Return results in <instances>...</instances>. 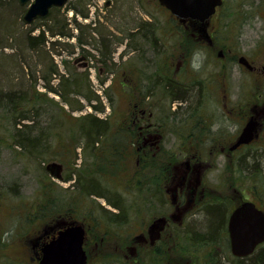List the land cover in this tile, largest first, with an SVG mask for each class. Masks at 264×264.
Listing matches in <instances>:
<instances>
[{"label":"rangeland","instance_id":"1","mask_svg":"<svg viewBox=\"0 0 264 264\" xmlns=\"http://www.w3.org/2000/svg\"><path fill=\"white\" fill-rule=\"evenodd\" d=\"M107 1L109 5H106ZM3 2L4 5L11 3L13 7L8 10L10 20H6L7 14L0 11V264H34L31 259V239L51 232L53 224L63 218L82 222L87 229L89 264H237L229 249L227 217L230 208L244 199L256 200L264 208V191L261 190L264 188V182L261 183V179L264 180V130L260 143L243 148V162L230 161L218 155V149H178L174 140L178 117L172 111L177 101L172 102L160 96L150 100H155L156 113H162L166 120L167 144L162 160L157 159L161 157L159 151L150 159L146 154L136 159L142 154L126 144L116 145L111 151L117 153L116 157L112 155L114 158L112 153L106 155L107 149L100 147V142L93 152L91 147L79 143L82 130L79 133L78 128L82 121L80 118L87 113L107 116L106 134L102 135L100 141L118 134L124 139L123 130L116 129L115 132V126L117 113L120 114L118 110L124 117L128 96H132L129 77L133 68L136 67L137 86L141 90L134 98L143 106V84L149 79L148 74L159 71V68L170 83L179 76V72L175 71L178 61L187 62L191 59L194 66L198 64L201 69L217 74L214 68L222 71L220 61H224L216 55L218 48L226 50L231 47L233 52L239 53L242 45V16L243 53H250L256 41L264 39V0H225L218 18H214L217 27L215 44L218 45L215 52L208 50V43H204L207 45L204 48L202 42L192 36L193 24L177 21L157 0H82L83 6H78L94 15L97 20L94 27L107 30L104 35L111 34L108 38L113 39V42L117 38L121 39L111 55L112 63L115 62L114 68L109 70L104 67V63H97L93 59H97V49L92 41L98 37V33H92V43L85 47L93 54L95 63V67L88 71L87 79L80 73V65L70 63V56L80 51L79 46L72 47L75 40L44 31L45 39L50 43H59L49 44V61L47 56L46 60L45 56L42 59L46 67L55 66L60 75H68L72 81L59 86L62 78L59 82L58 74H51L52 86L63 92L68 86L75 91L78 89L82 94L91 90V95L96 96L92 102L102 107L99 111H95L90 102L85 103V96L69 95L75 105L78 102L82 104L81 110H75L61 99L57 91H44L41 79H34L36 69L42 70L44 64L37 63V55L32 54L22 40L27 30L32 28L30 35H34L47 30L48 26L52 27L54 20L56 24L60 22V28L52 27L57 30L56 33L64 24L67 30L74 32L72 28L75 24H68L70 12L67 4L51 11L44 18L26 24L22 14L29 1L21 4L18 0H0L1 6ZM77 21L81 26L76 25L78 28H87L84 26L86 21L81 22L80 17H77ZM88 22L93 24L95 21ZM91 27L89 25L88 29ZM127 27L134 33L130 34V41L124 46L125 38L121 32ZM145 27L149 30L143 34ZM78 31L80 33V29ZM203 48L211 54L207 56ZM261 52L264 54V48ZM63 60L66 62L63 63ZM98 66H102V69L99 70ZM236 67L231 71L233 76H237ZM40 74H43L42 71ZM99 78L104 82L101 83ZM245 81L248 82L246 78ZM36 92H45V96H39L37 101ZM238 98L240 96H229L231 103H236ZM258 100L259 104L264 103V96ZM210 104L211 109L217 108L214 101ZM24 114L27 118L23 117ZM242 116L244 122V105L236 114H232L228 130L234 131L240 127ZM122 121L123 118L120 124H124ZM27 123H31V127L24 128ZM18 129L21 136L24 133L34 138L30 140L32 144L35 142L33 148L28 150L18 143ZM195 151L202 158H211L210 164L206 161L203 172L205 187H211V190L205 191L204 202L194 204L184 214H178L170 220L162 232V238L167 241L166 250H163L166 255L163 256L160 249L143 248L135 263L128 262L123 258L125 245L134 244L133 237L147 231L155 216L172 213L165 193L167 182L161 173L160 164H165L170 172L172 166L186 153L188 155ZM240 153L236 150L232 155L239 157ZM54 171L64 176L74 174L75 178L72 176V180L64 182ZM78 172L82 174L80 181ZM91 177L101 187L92 185L89 189L91 193L86 194L82 192L87 187L83 184L90 181ZM47 186L48 191H45ZM102 186L108 190H103ZM97 190L103 191V195L108 194L114 201L118 200L121 220L111 219L118 210L102 196H97ZM213 206L222 211V220L214 232L204 233L202 224L206 222L207 212ZM101 236L106 237L103 243L100 241ZM261 247L256 254L264 249V245ZM245 261L243 259L241 264H246Z\"/></svg>","mask_w":264,"mask_h":264},{"label":"flooded vegetation","instance_id":"2","mask_svg":"<svg viewBox=\"0 0 264 264\" xmlns=\"http://www.w3.org/2000/svg\"><path fill=\"white\" fill-rule=\"evenodd\" d=\"M71 1L67 3V9L70 12V16L67 18L68 24L74 25L75 27L68 30V34L66 36L67 39L71 41H76L74 45L79 46V54L74 53L70 56L71 64L77 63L81 66V74L84 79H87L89 74L88 71L91 68L95 67V63L92 60L91 52H88L85 47L88 46L89 43H78V34H82L80 28V33L78 31L77 17H80V21H86L84 26L91 25L94 27L97 20H95L94 15L89 12L85 13V9H82L79 13H75L74 7L71 5ZM109 1L106 2V5H109ZM225 4V0H222L221 6L217 7L215 13L210 17V20L206 23L205 29L202 31L199 28L194 30L192 36L197 39L198 42H202L203 47H207L204 43H208V50H214L218 47L215 44V38L217 37V30L215 28V19L220 14V8ZM222 15V14H221ZM260 16V15H259ZM261 17V16H260ZM89 19V20H88ZM95 21L93 24H89L88 21ZM99 22V21H98ZM196 25V21L193 22ZM77 25V26H76ZM82 25V24H81ZM242 45L240 46L239 53L233 52L231 47L224 50L223 48L217 49V57L220 61V69L222 71H218L217 74L214 72H207L205 69H201L199 65H193L191 59L187 62L178 61L175 67V71L179 72V76L174 78V83L172 85V91H169V81L164 77L163 71L159 68V71L148 74L150 77L146 79L147 82L143 84V101L144 106L141 105L139 101H136L134 98L137 96V92L141 93V90L137 86V75L136 67L133 68L132 74L129 78L130 80V89L132 90V96H128V104L127 107L123 110L125 111L124 117L121 116L120 109L117 113V124L115 126L116 129L123 130L122 133L124 139H121V134L110 136L107 140L102 142V146L107 149V152L116 148L118 144H126L127 147H131L134 150L138 151L142 156H137L143 158V154H146L150 159L151 156L155 155V152L159 151L160 158L162 160L164 146H166V120L162 113H156V105L154 104V99L150 100L152 97L158 98L164 97L167 100L177 101V105L175 109L172 110L177 114V129L176 134H174L175 145H177L178 149H200V148H208L210 150L218 149L219 154L224 158L229 159L230 161H240L243 162V148L249 147L250 145L261 142L262 140V132L264 130V103L259 104L258 98L264 96V54L261 52L262 48H264V39L257 40L254 44L253 50L250 53H243V16H242ZM198 26V25H197ZM83 27V25H82ZM95 34L99 31L94 27L92 29ZM122 36L125 38L124 46H127L128 41H130V34L134 33L133 30L127 29L124 32H121ZM108 36H112L111 34L103 35V41L105 43L111 44V40ZM261 41V42H259ZM77 43V44H76ZM121 43V39L117 38L111 47V50L108 54H106V63L105 68L113 69L115 66V62L112 63V53L114 52V48L116 45ZM200 48V46H198ZM131 45H129V49ZM202 49L206 55L208 52L207 49ZM73 49V48H72ZM72 50H70L71 52ZM234 53V55H232ZM211 54V53H210ZM97 59L94 57L97 63H102L99 61L101 56L104 57L101 53L97 52ZM113 60V59H112ZM237 66V76L232 75V69ZM99 70L102 69V66H98ZM171 67V66H170ZM146 69V67H145ZM109 71V70H108ZM244 74V77H243ZM175 75H177L175 73ZM48 77V76H47ZM42 84L45 90L53 91V89H48L52 85L50 83L51 79L47 83L46 78H44V74L41 75ZM245 78L248 82H243ZM101 78H99V81ZM169 89V90H168ZM177 91H179L177 93ZM174 92V94H173ZM37 96H41L39 92H36ZM81 96H85L81 94ZM191 96H195L192 97ZM229 96H240L236 103H231L229 100ZM243 96H249L248 98H243ZM159 97V98H160ZM214 101V105L217 108L211 109L210 102ZM243 105L246 107V118L243 122L242 116V125L235 129L234 131L228 130L227 126L230 122L232 114L238 112L240 108H243ZM239 108V109H238ZM75 110L78 109L77 106L74 107ZM238 109V110H237ZM243 114V109H241ZM104 119H108L107 116L103 117ZM123 118L124 124H120V120ZM255 121V132L252 134V139L246 143H240L235 145L241 129L243 125L249 121ZM119 133V132H118ZM112 137V138H111ZM119 140H115V139ZM258 144V143H257ZM234 146V147H233ZM233 147V148H232ZM241 151L240 156H233V152ZM106 152V154H107ZM154 157V156H153ZM137 161V160H136ZM206 161L211 163V158L206 159L202 158L200 155H197L196 151L192 154L186 153L184 158H181L177 164L172 166L173 170L169 172L165 164L161 163V173L163 174L167 185L165 186V193L168 196L169 205L171 209V214L168 215H160L155 216L150 224L157 217H165L166 221L162 230L159 231L158 237H155L156 232H150V224L148 225L147 231H142L139 234H136L133 237V242L131 245H125L123 258L125 260L132 261L135 263L137 258L140 257V251L143 248L154 249L161 251V254L164 256L166 253H163V250H166L167 241L162 238V232L165 231V228L170 224V220L176 218L178 214H184L185 211L192 208L194 204L204 202L205 200V191L211 190L207 185V188L204 185V177L203 172L206 167ZM59 168V166L57 165ZM55 174L60 178H65L68 175H61L59 172L54 171ZM160 172V171H159ZM257 182L260 183L259 180ZM264 182L261 179V183ZM264 191V188H261ZM245 200V199H244ZM252 200L259 209L264 211V208L261 204H258L256 200ZM260 200V199H259ZM72 220L69 219H61V221H57L53 224L51 232L46 235L38 238L31 239V248L33 251V256L31 259L34 264H39V258L41 256V248L42 246L53 237H55L58 232L65 227H67ZM181 221H178L180 223ZM86 238L84 241V249L86 251L87 244V229ZM106 237L101 236L100 241L105 242ZM229 242V240H228ZM157 245L159 247L157 248ZM264 245V241L258 243L255 247V250L244 257H241V261L246 260L247 258L253 257L258 248ZM262 248V247H261ZM87 262L89 264V256L86 251ZM122 259V258H121ZM118 260L120 258L118 257ZM240 261V262H241ZM131 262V263H132Z\"/></svg>","mask_w":264,"mask_h":264},{"label":"water","instance_id":"3","mask_svg":"<svg viewBox=\"0 0 264 264\" xmlns=\"http://www.w3.org/2000/svg\"><path fill=\"white\" fill-rule=\"evenodd\" d=\"M24 3L28 0H19ZM67 0H31L22 15L24 22L36 17L46 16L53 6H62ZM172 14L181 20H196L204 29L205 22L214 13L221 0H158ZM256 122L249 120L243 127L235 145L249 142ZM165 219L157 218L150 226V232L163 229ZM227 230L231 252L236 256L251 253L255 246L264 241V212L254 202L245 200L234 207L229 215ZM84 228L81 224H71L58 233V236L42 247L40 264H86V255L82 248Z\"/></svg>","mask_w":264,"mask_h":264},{"label":"trees","instance_id":"4","mask_svg":"<svg viewBox=\"0 0 264 264\" xmlns=\"http://www.w3.org/2000/svg\"><path fill=\"white\" fill-rule=\"evenodd\" d=\"M71 2H72L71 3L72 7H74L75 13H79L80 11H82V9L78 6V4H80V6H83L82 0L81 1L80 0H71ZM85 5H86V1H85ZM12 7H13V4H11V3L4 5V2H3V6L0 5V9H1L0 11H4V13L7 14L6 16L8 18L6 20H8L9 17H10L9 14H8V10H9V8H12ZM58 9L59 8L52 7L50 9L49 13L51 11H53V10H58ZM87 12L88 11L85 9V13H87ZM52 20H54V19H52ZM58 25H60V22H58V24H56L55 20H54V22L52 24V27H59ZM78 25L80 26V24H78ZM64 26H65V24H64ZM52 27L48 26L47 30L45 29V30H43L41 32H38V33L34 34V35H30V32L32 31V28H31V29L27 30V33H25V35H23V37H22V40L26 44L27 49L32 54L37 55V60H38L37 63L38 64L40 62H42L44 64V59H42L43 56H45V60H46V56H47V60L49 61V58H50L49 56H50V53H51V49L47 45V41H46L45 36H44V31H49L50 33H54V34H57V35H62L63 37L67 36L66 32H64L63 30H59L56 33L57 30L54 29L55 30L54 31L52 29ZM88 27L82 29L81 32L83 34H79L77 36L78 43H82V42H84V43H92L93 42L92 44L97 49V52H99L102 55H104V57L101 56V58H99V61H102V63H104V65H105V64H107L105 55L110 52L111 45L113 44V40H111V44L110 45L108 43H105L103 41V35L105 34V31H107V30H103L102 28L100 29V28L96 27V29L99 31L100 35H98V37L92 41L91 40V38H92L91 35H92V33L95 34V32L92 30V29H94V27H91L90 29H88ZM129 28L130 27L122 29V32L126 31ZM83 30H86V31H83ZM148 30H149V28L145 27V31L144 30L142 31L143 34H145L146 31H148ZM84 34H85V36H84ZM130 36H132V35H130ZM56 43H59V42H51L49 44L55 45ZM65 62H66V60H63V63H65ZM38 69H40V68H38ZM109 70H112V69L109 68ZM40 71H42V73L44 74V78H46L47 83L49 81V78L51 79V76H52L51 74L58 73L55 66H51L50 65V66L46 67L45 64H44V67L42 68V70H40ZM67 81H70V83H72L70 77H64L63 76L59 86L60 85L63 86L64 83L66 85ZM101 81H103V80H101ZM70 83H69V85H71ZM173 83H169V89H170V90L168 89L169 91H172ZM67 88L68 89L66 91H64V92L61 91L60 88H57V87H54V86H51L48 89H53V91H57L61 95V99L63 101H65V103H67L71 108L72 107L74 108L75 106H77L78 108L82 107V104H80L78 102L75 105L74 104V99L69 98V95H79V94H82V93H80L78 89H76V91H75L74 88H69L68 86H67ZM178 92L179 91H177V93ZM173 94H174V92H173ZM84 95H85L86 102L87 103L90 102L91 106L94 109H96V110H101L102 109V107L100 105L96 104L95 102H92L93 98H95L96 96L91 95V90H89V92L87 94H84ZM192 97H195V96H191V98ZM36 99L38 101L39 97L36 96ZM23 117L27 118L25 114H24ZM80 119H82V121L80 123V126L82 125L81 126L82 129H80V126H79L78 132L80 133V131L82 130V133L79 134V139H82V140L85 139V141H87V140L88 141H96L97 145L100 142V147H101L103 141H100V140H101L102 135L104 134V136H105V134H106L105 132L107 130V125H106L107 124V120L104 119V118H100V117H98V116H96V115H94L92 113H87L84 116H82ZM30 125H32V124L31 123L24 124V128H26V127L29 128V127H31ZM18 134H20V137L17 138V141H18V143H21V145L24 148H28V150H30L31 147L33 145H35V142H33V144L30 143L31 141H33L34 138L31 139L29 136H27V134H24V133L21 136V132H20L19 129H18ZM27 144H29V145H27ZM111 153H112L111 151L109 153L107 152V154H109V156H110ZM114 154H115V156H114ZM116 154L117 153L114 150V152L111 154V156L113 155L114 157H116ZM109 156L106 157L107 160H108ZM81 175L82 174L80 172H78L77 177L79 178V181L82 179ZM72 176L75 178L74 174H69L67 176V178L65 177V180H72ZM92 185H94L96 187L97 186L101 187V185L97 182V180H95L94 178L91 177L90 181L88 180V182L86 184H83L84 187L85 186H87V187L84 190H82V192H84L86 194L87 193L90 194L91 192H89V189H91L90 187ZM102 187H103V190H105V189L108 190V188H106L105 186H102ZM45 191H48V186H47V190H45ZM102 192L97 190V196H102L103 198H105L107 200V202L111 206L115 207L118 210V212L112 214L113 217L111 219L113 221L121 220L122 213L120 212L119 204L116 202L117 200L116 201L112 200L111 196H109L108 194H104L103 195ZM221 220H222V211L216 206H213V207L209 208V210L207 212V215H206V222H204L202 224V227L204 229V233L211 234L212 232H214L215 229L217 228V226L221 223ZM234 260H235L234 262H237V264H241V262H240L241 260L240 259H234ZM245 262H246V264H264V249L259 251L256 255H254V257L247 258Z\"/></svg>","mask_w":264,"mask_h":264},{"label":"bare ground","instance_id":"5","mask_svg":"<svg viewBox=\"0 0 264 264\" xmlns=\"http://www.w3.org/2000/svg\"><path fill=\"white\" fill-rule=\"evenodd\" d=\"M67 26V25H66ZM66 26H62V29L61 30H63L64 32H66V35L68 34V28L66 27ZM72 28V27H71ZM39 31V30H38ZM52 36H54V34H51ZM79 35V34H78ZM89 40V39H88ZM46 41H47V45L49 46V41L46 39ZM67 67H69V66H67ZM72 72V71H71ZM56 74H58V76H59V78H58V81L60 82V80H61V78H63V76L62 75H60L59 73H56ZM64 77H68V75H66V76H64ZM40 78H41V74H40V71H39V69H36V71H35V74H34V79L35 80H40ZM80 82V81H79ZM60 84V83H59ZM65 84V83H64ZM42 87H43V89H44V91H46L45 90V88H44V86L43 85H41ZM36 87H38V85L36 84ZM47 92H50V91H48L47 90ZM40 94H41V96L43 95V96H45V92H44V94L43 93H41V92H39ZM78 96H81V94H79ZM39 97V96H38ZM81 140V141H80ZM79 143H81L84 147H86V146H88V147H91L90 149L93 151V152H95V149L97 148V142L96 141H84V140H82V139H79ZM81 147V146H80ZM81 148H83V147H81ZM67 178V177H66ZM63 181L64 182H67V181H70V180H65V178H63ZM73 182H74V180H73ZM118 201V200H117Z\"/></svg>","mask_w":264,"mask_h":264}]
</instances>
